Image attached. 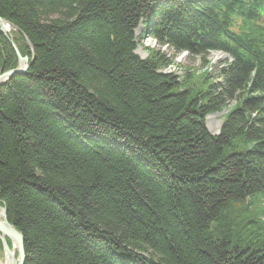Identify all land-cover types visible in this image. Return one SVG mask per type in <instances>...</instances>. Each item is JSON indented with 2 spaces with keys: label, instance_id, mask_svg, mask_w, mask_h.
<instances>
[{
  "label": "trees",
  "instance_id": "1",
  "mask_svg": "<svg viewBox=\"0 0 264 264\" xmlns=\"http://www.w3.org/2000/svg\"><path fill=\"white\" fill-rule=\"evenodd\" d=\"M0 18L32 58L0 86V206L24 264H264V0H0ZM140 24L231 61L163 74L135 54ZM16 64L0 32V73Z\"/></svg>",
  "mask_w": 264,
  "mask_h": 264
},
{
  "label": "rangeland",
  "instance_id": "2",
  "mask_svg": "<svg viewBox=\"0 0 264 264\" xmlns=\"http://www.w3.org/2000/svg\"><path fill=\"white\" fill-rule=\"evenodd\" d=\"M4 23L8 24L7 22H4ZM10 27L12 28L11 32L9 34L12 36L10 40L15 45V47H17L16 44L14 43V37L16 34V29H14L11 25H10ZM148 27H149V23L146 24L145 28H148ZM143 30H144V26L142 24H140L137 27V29L135 30V37L138 39L142 38L141 44L139 46H137V48L135 50V54L142 60L149 57L152 53H157V54L163 56L165 58V60L168 62L167 66H165L164 68H162L160 70L163 74L173 75L175 77H178L179 79H182L183 76L186 74L187 75L192 74L194 76V78L198 77L199 80L202 81V75L204 73L213 74V71L218 69L219 66L221 64H223L225 61L229 60L226 55H224L220 52H210L205 59L206 62L209 64H208V66L205 67L204 65H201L200 58H191V57L185 56L183 54L179 55V53H174L173 50H171L170 48L168 49L166 46L157 45L153 41V39H151V37H149L148 31H146V30H145V34L142 37ZM26 41L27 40H25V44H26ZM8 43H9V41H8ZM29 50H30V48H29ZM18 53H19V51H18ZM19 55L22 58L26 57V56H22L20 53H19ZM15 56H16V54H15ZM16 60H17L16 67L12 70H9V71H13L18 67L17 56H16ZM28 63H30V62H28ZM29 68H30V66H29ZM206 68H207V72L204 71L202 73L201 70H204ZM9 71H6V72H9ZM27 71H25V73ZM6 72H4V73H6ZM4 73H0V75H2ZM25 73H22V74H25ZM22 74H15V75H22ZM8 81H6V82H8ZM199 85H201V84H199ZM233 104L234 103L231 102L221 112L206 117V121H205L206 122V128L211 135H217L219 133L221 123L223 122V119H224L226 113H228L232 109Z\"/></svg>",
  "mask_w": 264,
  "mask_h": 264
},
{
  "label": "water",
  "instance_id": "3",
  "mask_svg": "<svg viewBox=\"0 0 264 264\" xmlns=\"http://www.w3.org/2000/svg\"><path fill=\"white\" fill-rule=\"evenodd\" d=\"M4 23V21L0 18V28L1 25ZM10 45L12 46L17 59H18V67L13 70L6 72L2 75H0V86L3 85L6 81H8L12 76L15 74H22L25 71L29 69L30 63L28 64V60L26 57H21L14 46V44L9 40ZM2 222H0V236L3 239L4 237L9 238L12 241V244L15 245V250L17 253V264H24V250H23V238L20 233H18L15 228H13L6 220L5 211L2 209ZM1 240V239H0ZM1 244L3 246V252H6L8 256H10L12 253L7 249V247L4 245L3 240H1ZM11 264H15V262H11Z\"/></svg>",
  "mask_w": 264,
  "mask_h": 264
},
{
  "label": "bare ground",
  "instance_id": "4",
  "mask_svg": "<svg viewBox=\"0 0 264 264\" xmlns=\"http://www.w3.org/2000/svg\"><path fill=\"white\" fill-rule=\"evenodd\" d=\"M4 21V20H3ZM5 22V21H4ZM2 27L0 28V32L4 35V37L6 38V40L7 41H9L10 39H11V35H9L10 34V32H11V27H10V25L9 24H6V23H3L2 25H1ZM135 33V32H134ZM8 38V39H7ZM26 46L28 47V48H30V51H31V57L33 56V51H32V47L30 46V44L28 43V41H26ZM9 45H10V43H9ZM11 46V45H10ZM15 46V45H14ZM12 47V46H11ZM168 48V47H167ZM13 49V48H12ZM16 49H17V47H16ZM169 49V48H168ZM14 51V50H13ZM17 51H18V49H17ZM15 53V52H14ZM221 53V52H220ZM185 55V56H188V54L186 53V52H182V53H179V55ZM223 54V53H222ZM225 55V54H224ZM227 56V55H226ZM228 57V56H227ZM27 58V57H26ZM191 58H197V57H191ZM228 61H225L223 64H221L220 66H219V68H222V67H225L227 64H229L230 63V58L228 57ZM27 60H28V62H30V66H31V61H32V58H31V60H29L28 58H27ZM29 64V63H28ZM209 64V63H208ZM208 64L207 65H205V67L206 66H208ZM218 68V67H217ZM218 68V69H219ZM204 71H206L207 72V68L206 69H204V70H201V72L203 73ZM25 73V72H24ZM162 73V72H161ZM4 85V84H3ZM2 86V85H1ZM205 121H206V119H205ZM205 124H206V122H205ZM2 209L5 211V209L3 208V207H1L0 206V222H2L3 220H2ZM5 216H6V211H5ZM6 220H7V218H6ZM8 222V221H7ZM2 236H0V239L1 240H3V242H4V245L7 247V249L9 250V251H11V255L10 256H8V254L6 253V252H3L4 250H3V246H2V244H1V240H0V264H11V262H15V264H17V261H18V259H17V253H16V250H15V245L14 244H12V241L9 239V238H7V237H4L3 239L1 238ZM24 256H25V254H24ZM24 262H25V259H24Z\"/></svg>",
  "mask_w": 264,
  "mask_h": 264
}]
</instances>
